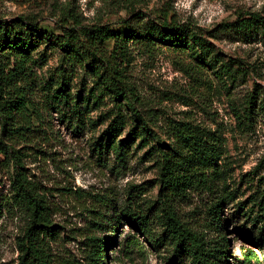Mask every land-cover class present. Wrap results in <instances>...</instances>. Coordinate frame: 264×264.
<instances>
[{
    "label": "rangeland",
    "instance_id": "obj_1",
    "mask_svg": "<svg viewBox=\"0 0 264 264\" xmlns=\"http://www.w3.org/2000/svg\"><path fill=\"white\" fill-rule=\"evenodd\" d=\"M251 13L264 18V0H0V23L28 16L48 34L61 35V25L71 15L86 28L108 27L126 37L145 36L148 21L160 22L166 17L168 22L195 29L211 50L199 59V51L191 43L172 48L142 39L130 41L124 53L113 55L130 87L133 107L149 128L139 125L123 108L126 125L115 136L116 145L123 146L122 159L109 146L97 147L111 121L107 117L117 110L108 96L97 105L91 98L84 100L79 124L73 115L76 111L66 106L53 108L39 99L43 114L36 132L11 148L21 162L22 173L51 208L55 226V236L49 241L53 264L64 260L83 263L86 238L97 235L110 239L106 231L118 218L115 240L101 256L100 264L170 261L171 242L166 238L162 245L154 242L162 239L164 226L158 169L148 149L156 142L151 131L160 138L161 146L172 145L169 138L181 125L221 136L223 154L218 164L223 177L210 193L190 191L185 197H172L178 217L206 242L213 241L218 228L211 223L209 210L224 199L220 231L228 248L225 264H264V220L254 199L261 193L260 179L264 177V38L260 31L242 37L227 27ZM67 22L65 27L70 28L72 23ZM46 44L49 49L43 44L33 53L41 88L52 83L50 75L61 58L59 50ZM107 47L112 51L113 42ZM39 52L44 53L43 58ZM74 62L73 71L72 63L66 62L64 67L77 98L79 91L86 96L93 81L85 72L86 66ZM250 101L254 105L247 119ZM143 137L151 144L143 143ZM13 179L12 159L0 154L2 205L9 200L12 207ZM130 206L147 215L151 236L133 230L121 217ZM25 225L19 210L3 209L0 264L17 263ZM259 241L260 247L254 245ZM181 264L191 263L184 258Z\"/></svg>",
    "mask_w": 264,
    "mask_h": 264
},
{
    "label": "trees",
    "instance_id": "obj_2",
    "mask_svg": "<svg viewBox=\"0 0 264 264\" xmlns=\"http://www.w3.org/2000/svg\"><path fill=\"white\" fill-rule=\"evenodd\" d=\"M68 20L72 23L70 28L65 27L69 23ZM64 22L61 25V35L48 34L39 27L35 19L28 16L0 23V154L7 159L10 157L14 164L12 207L9 206V200L3 205L0 204V217L5 208L6 211L17 209L24 214L26 225L18 244L20 255L16 264H53L49 246V241L55 236L51 208L38 194L36 185L22 173L23 168L19 167L21 162L14 156L16 151L11 148L12 144L24 142L36 132L43 114V108L38 107L41 102L39 99H44L46 105H53V108L66 106L70 111H76L73 115L79 124L82 120L80 106L82 107L84 100L89 102L91 98L97 105L108 96L116 104L117 110L107 117L111 121L97 147L101 150L109 146L118 158L122 159L123 146L116 145L115 136L126 125L123 108L133 114L139 125L145 129L149 128L133 107L130 87L124 81L121 65L113 55L117 52L120 55L124 53L123 49L130 41L142 39L148 44L159 43L172 48L188 47L191 43L192 47L199 51V59L211 52L202 35L195 29L168 22L166 17L160 22L148 21L145 36L126 37L112 32L108 27L97 25L86 28L77 16L69 15ZM227 27L242 37L260 31L264 38V18L256 13L248 14L247 17L241 16ZM109 42H113L112 51H108ZM46 43L59 50L61 58L59 67L50 75L53 86L48 83V86L41 88L33 53L43 44L47 45L45 50L49 49ZM37 55L44 57V53L39 52ZM66 62L72 63L70 72L75 68L73 62L81 67L86 66L85 72L93 81V86L86 91V96L79 91L77 98H74L71 79L64 67ZM120 101L121 103H118ZM248 104L247 119L252 114L254 102L250 101ZM74 116L72 119H75ZM144 137L142 142L151 144ZM151 137H154L152 140L156 142L148 149V155L158 169L160 216L164 226L163 237L156 238L155 244L162 245L165 238L171 242L172 255L167 264H181L184 258H188L191 264H225L228 248L225 236L220 231L221 210L226 204L224 199L218 200L209 210L211 223L218 228L217 238L209 242L185 226L172 206V197H185L190 191L210 193L216 183L221 181L223 176L218 164L223 154L221 136L181 125L169 138L173 141L172 145L170 143L161 146L160 138L153 131ZM260 180L263 181L262 190L259 197L254 199L264 220V177ZM9 207L10 210H7ZM121 217L133 230L151 236L148 217L142 210L130 206L123 211ZM119 224L118 218L108 227L106 233L111 235L110 239L97 235L86 238L83 263L64 260L61 264H100L101 256L104 257L108 246L115 240L113 234ZM261 232L264 234V227ZM260 241L254 245L260 247Z\"/></svg>",
    "mask_w": 264,
    "mask_h": 264
}]
</instances>
